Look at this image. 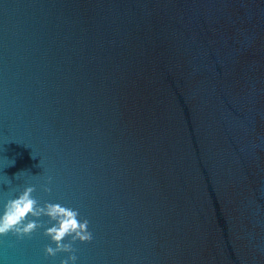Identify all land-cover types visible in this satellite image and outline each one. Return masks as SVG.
Returning a JSON list of instances; mask_svg holds the SVG:
<instances>
[{
	"label": "water",
	"instance_id": "1",
	"mask_svg": "<svg viewBox=\"0 0 264 264\" xmlns=\"http://www.w3.org/2000/svg\"><path fill=\"white\" fill-rule=\"evenodd\" d=\"M26 186L76 264H264V0H0V210ZM43 232L0 264H60Z\"/></svg>",
	"mask_w": 264,
	"mask_h": 264
},
{
	"label": "clouds",
	"instance_id": "2",
	"mask_svg": "<svg viewBox=\"0 0 264 264\" xmlns=\"http://www.w3.org/2000/svg\"><path fill=\"white\" fill-rule=\"evenodd\" d=\"M34 191V186H26L18 196L8 199L3 205L0 210V237L11 233L17 239H23L43 228V235L51 242L44 248L45 257L64 253L67 255L60 264H76L78 257L74 243L93 239L89 221L81 219L78 210L59 203L45 202L41 205L33 196ZM44 191L50 192L51 189L45 187ZM42 217L47 218V224L41 222Z\"/></svg>",
	"mask_w": 264,
	"mask_h": 264
}]
</instances>
